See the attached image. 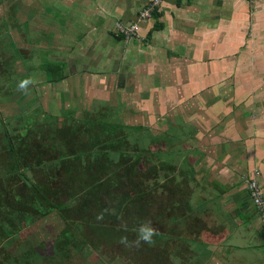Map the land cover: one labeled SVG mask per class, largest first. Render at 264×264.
Segmentation results:
<instances>
[{"label":"rangeland","instance_id":"obj_1","mask_svg":"<svg viewBox=\"0 0 264 264\" xmlns=\"http://www.w3.org/2000/svg\"><path fill=\"white\" fill-rule=\"evenodd\" d=\"M73 3L80 0H0V264H216L201 245L200 200L215 185L202 170L205 146L215 145L205 135L219 137L240 107V117L264 120V64L239 66L209 83L214 94L193 96L194 107L225 104V119L216 107L206 119L170 107L135 69L115 70L109 47L90 53L64 20ZM113 54L120 59L119 47ZM62 60L65 79L46 82L45 62ZM25 78L34 82L27 94L17 88ZM251 143L244 147L256 149ZM260 177L253 170L242 182L263 227L248 190L256 182L264 200ZM146 220L158 230L154 243H119L136 239Z\"/></svg>","mask_w":264,"mask_h":264},{"label":"crops","instance_id":"obj_2","mask_svg":"<svg viewBox=\"0 0 264 264\" xmlns=\"http://www.w3.org/2000/svg\"><path fill=\"white\" fill-rule=\"evenodd\" d=\"M149 2L80 0L79 6L73 3L63 17L74 21V30L81 33L82 44L90 53L109 47L110 64L115 70L126 65L122 72L135 69L138 79L156 84L153 89L166 97L170 107L177 103L185 112H199L203 118L206 111L216 107L220 113L217 120L225 119V104L194 107L190 99L214 94L209 83L233 77L230 72L235 74L239 66L264 64V0H164L150 20L140 23L137 45L122 44V39L114 34L115 23L137 21L139 11ZM123 45L127 46L124 50ZM114 46L121 51L120 59L113 54ZM225 93L220 88V94ZM245 109L240 107L235 114L230 113V120L216 131L219 137L212 132L205 135L207 145H215L205 146L202 170L207 171L215 185L211 186L214 191H203L200 200L204 225L201 233L205 236L201 245L216 264H264L262 227L256 213L248 209L242 182L253 170L259 171L264 192V120H256L255 115L252 119L250 115L241 118L239 112ZM203 118L202 123H206ZM244 129L250 140L240 138ZM203 139L202 144L206 145ZM250 142L256 149L244 147ZM212 157L216 160L210 162Z\"/></svg>","mask_w":264,"mask_h":264},{"label":"built area","instance_id":"obj_3","mask_svg":"<svg viewBox=\"0 0 264 264\" xmlns=\"http://www.w3.org/2000/svg\"><path fill=\"white\" fill-rule=\"evenodd\" d=\"M163 1L164 0H150V2L139 11L137 21L129 24H123L121 22L115 23V29L122 39L126 41L140 40V23L150 20L153 17V14L158 10V8H160ZM255 183L251 185L252 188L248 187V190L251 201L264 219V200Z\"/></svg>","mask_w":264,"mask_h":264},{"label":"clouds","instance_id":"obj_4","mask_svg":"<svg viewBox=\"0 0 264 264\" xmlns=\"http://www.w3.org/2000/svg\"><path fill=\"white\" fill-rule=\"evenodd\" d=\"M33 83L34 82L31 78H25L18 83L17 88L19 91L27 94V92L30 88V85H32ZM107 211H108L107 209L101 210L97 214L96 220L97 221H103ZM122 227L124 228L125 231L127 230L126 225H123ZM136 231L138 233L136 239L130 241L126 235H122L120 237L119 243L125 247H137V248H139L141 246V244H152V243H154L153 237L158 234V230L156 228H154L152 226L151 221H148V220L141 222Z\"/></svg>","mask_w":264,"mask_h":264},{"label":"trees","instance_id":"obj_5","mask_svg":"<svg viewBox=\"0 0 264 264\" xmlns=\"http://www.w3.org/2000/svg\"><path fill=\"white\" fill-rule=\"evenodd\" d=\"M178 2H179V0H178ZM119 38H122V37L119 35ZM65 67H66L65 63H62V62L46 61L45 64H44V71H45V74H46V82H48V83H57V82H60V81L64 80L65 77H66V75L64 73ZM103 164H100V165L102 166ZM66 170L67 171L71 170V168L66 169ZM72 176H74V175H72ZM92 229H93L94 232L95 231L97 232V231L101 230L100 228H98V226H95V225H94V227ZM261 231H262V235L264 237V226L262 227Z\"/></svg>","mask_w":264,"mask_h":264}]
</instances>
